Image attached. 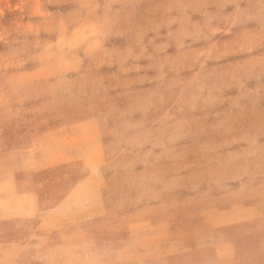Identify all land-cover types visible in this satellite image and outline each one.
<instances>
[{"label": "rangeland", "instance_id": "obj_1", "mask_svg": "<svg viewBox=\"0 0 264 264\" xmlns=\"http://www.w3.org/2000/svg\"><path fill=\"white\" fill-rule=\"evenodd\" d=\"M8 128L61 151L52 179L65 186L72 171L98 172L104 214L56 235L57 251L79 241L104 255L125 230L131 256L264 264V0H0L1 181ZM57 128L82 137L57 144ZM233 204L262 215L190 253L170 239V224L201 230L203 211Z\"/></svg>", "mask_w": 264, "mask_h": 264}, {"label": "crops", "instance_id": "obj_2", "mask_svg": "<svg viewBox=\"0 0 264 264\" xmlns=\"http://www.w3.org/2000/svg\"><path fill=\"white\" fill-rule=\"evenodd\" d=\"M62 129L57 128V144L66 140L74 146L82 137V128H66L67 134ZM8 133V142L12 147L9 150L8 177L4 181L0 180V238L4 235L9 241L0 245L8 244L10 252L8 257L0 258V263L174 264L172 262L178 253L176 249L169 248L152 255L139 253L131 256L130 238L125 230L115 240H109L111 252L104 255L97 253V244H90L89 249H82L84 242L79 241L74 242L77 245L73 252L57 251L56 235L69 234L66 230L76 233L77 230L91 229V221L104 214L96 189L98 172H93L95 168L91 171V166L83 176L72 171L68 176L71 181L65 186V183H61L64 180L59 179V176L52 179L54 173L63 170L59 166L64 164V155L60 150L52 151L48 146L47 151L43 149L44 143L49 144L50 140L45 141L43 137L34 140L26 128H8ZM93 181L94 187L91 189ZM260 212L262 208L257 204L216 206L202 212L201 230L192 227L189 222L184 224L182 230L176 231L179 227L172 224L167 230L170 239L178 240L183 246L188 245L190 253L198 246L201 235L217 233L237 222H254L262 215ZM94 239L92 236L90 242H97ZM173 244L175 246L176 241Z\"/></svg>", "mask_w": 264, "mask_h": 264}]
</instances>
